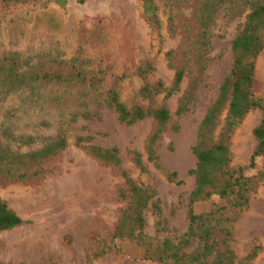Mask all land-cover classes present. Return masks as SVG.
Masks as SVG:
<instances>
[{
	"label": "rangeland",
	"instance_id": "rangeland-1",
	"mask_svg": "<svg viewBox=\"0 0 264 264\" xmlns=\"http://www.w3.org/2000/svg\"><path fill=\"white\" fill-rule=\"evenodd\" d=\"M153 2L159 42L142 12L141 0H65L62 6L52 0H0V56L14 53L23 71H50L58 62L64 70L74 66L88 74H125L119 89L121 99L146 104V100L132 97L140 83L133 71L144 59H151L153 69L146 81L170 82L173 68L163 52L175 51L173 65L183 62L179 56L182 50L191 58L188 44L197 30L200 0ZM235 3L233 13L226 12L227 3L222 4L210 27L208 60L194 106L179 117L174 115L189 74L179 91L166 100L170 120L154 148L161 169L175 171L178 182L167 181L145 159L143 144L153 119L119 122L115 111L100 100L101 89L61 78L28 81L6 95L0 94L1 147L20 154L38 150L58 135L67 140V146L56 155L30 167L36 174L23 179L0 174V198L24 220L0 231V264H167L146 258L143 246L134 239L113 235L124 206L117 194L122 179L115 168L100 163L73 141L78 135H87L91 143L115 146L129 175L153 185L162 223L155 224L151 207L143 213V231L153 246L164 237L181 235L188 224L187 203L194 185L189 169L195 162L191 146L196 128L230 68V41L246 13L242 0ZM178 44L182 46L177 49ZM251 89L261 107L251 108L231 134L233 167L247 165L255 143L252 129L264 118V48L255 58ZM172 122L178 124L175 131L169 128ZM132 149L142 153L146 175L131 161ZM263 162L255 157L254 165L244 169L255 181L245 206L230 207L216 195L193 204L196 213L224 207L223 218L229 221L223 224L229 225V234H214L217 248L228 247L239 259L257 245V253L248 264H264Z\"/></svg>",
	"mask_w": 264,
	"mask_h": 264
},
{
	"label": "trees",
	"instance_id": "trees-1",
	"mask_svg": "<svg viewBox=\"0 0 264 264\" xmlns=\"http://www.w3.org/2000/svg\"><path fill=\"white\" fill-rule=\"evenodd\" d=\"M52 1L59 6L65 4V0ZM235 1L200 0L199 5L196 6L197 30L188 44L189 50L192 51L191 58L187 56L185 50H182L179 56L182 57L183 62L173 65L172 58L176 54L175 51L168 49L163 52L168 64L173 68L171 80L167 85L160 80L151 84L146 81V76L153 69L151 59H144L136 66L133 75L140 83L132 97L144 99L146 104L121 99L119 89L121 82L127 77L125 74L112 73L105 76L101 71L88 74L74 66L64 70L63 64L58 62L56 68L50 71L43 68H39L38 71H23L18 67L14 53L0 56V94L6 95L28 81H51L61 78L86 84L93 90L101 89L100 100L115 111L119 122L132 124L146 117L153 119L152 128L143 144L145 159L151 162L155 169L161 171L167 181L178 182L175 171L161 169L154 148L170 120L166 100L179 91L184 76L189 74L185 88L176 103L174 115L179 117L194 106L197 86L208 60L207 49L212 36L210 27L214 24L216 13L222 4L227 3L224 7L228 13L237 10ZM242 3L246 6V13L230 41L232 60L230 68L220 82L215 98L205 109L191 146L195 162L189 173L193 175L194 185L187 203L188 224L181 235L164 237L153 246L143 231V213L148 207L152 208L155 224L162 223L160 207L157 199L154 198L153 185L137 182L129 175L121 164L115 146L106 147L91 143V138L87 135H78L74 138L75 146L100 163L117 170L123 182V186L117 189V194L124 201V206L118 215L113 235L120 239H134L143 246L144 256L148 259L167 264H248L257 253L258 246L254 245L243 257L236 259L228 247L217 248V238L214 234H229V225L223 224V221H229L228 218H223L221 209L224 207L203 213H196L193 210V204L214 195L225 199L230 207L239 209L245 206L248 193L252 190L255 181H253L254 176L244 173V169L254 165L255 157L264 159V118H262L252 129L255 143L247 165L233 167L230 164L229 140L233 130L251 108L261 107L259 100L253 96L251 88L255 58L264 48V0H242ZM141 7L154 37L159 42V20L153 0H141ZM180 46L182 44H178L177 49ZM102 86L105 88H99ZM169 128L175 131L178 129V124L172 122ZM66 146L67 140L64 135H58L42 148L27 153H15L0 146V174L12 179H23L34 175L37 170H30L32 165L56 155ZM129 153L138 172L146 175L147 169L142 153L134 149ZM23 222L24 220L0 198V231L9 230Z\"/></svg>",
	"mask_w": 264,
	"mask_h": 264
}]
</instances>
